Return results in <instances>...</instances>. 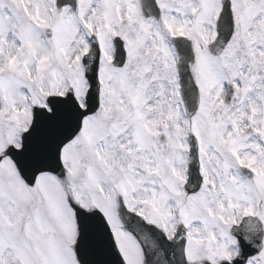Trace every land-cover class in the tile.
Wrapping results in <instances>:
<instances>
[{"label": "snow or ice", "instance_id": "1", "mask_svg": "<svg viewBox=\"0 0 264 264\" xmlns=\"http://www.w3.org/2000/svg\"><path fill=\"white\" fill-rule=\"evenodd\" d=\"M0 264H264V0H0Z\"/></svg>", "mask_w": 264, "mask_h": 264}]
</instances>
